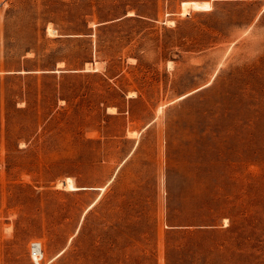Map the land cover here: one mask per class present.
<instances>
[{"label": "rangeland", "instance_id": "obj_1", "mask_svg": "<svg viewBox=\"0 0 264 264\" xmlns=\"http://www.w3.org/2000/svg\"><path fill=\"white\" fill-rule=\"evenodd\" d=\"M0 264H264V0H0Z\"/></svg>", "mask_w": 264, "mask_h": 264}, {"label": "bare ground", "instance_id": "obj_2", "mask_svg": "<svg viewBox=\"0 0 264 264\" xmlns=\"http://www.w3.org/2000/svg\"><path fill=\"white\" fill-rule=\"evenodd\" d=\"M64 186L68 189H76L78 187H76L74 184H73V180L70 176H67L65 179H64Z\"/></svg>", "mask_w": 264, "mask_h": 264}]
</instances>
